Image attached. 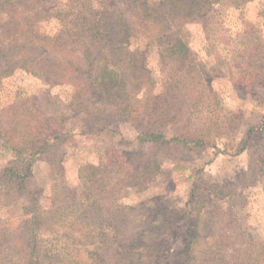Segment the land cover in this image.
<instances>
[{"label": "rangeland", "instance_id": "1", "mask_svg": "<svg viewBox=\"0 0 264 264\" xmlns=\"http://www.w3.org/2000/svg\"><path fill=\"white\" fill-rule=\"evenodd\" d=\"M205 20L183 24L184 36L194 54L195 70L185 75L181 85L173 73H161L156 49L146 51L142 43L136 46L147 56L145 67L150 74L153 103L154 97L163 92L167 97L163 105L175 106V113L170 115L177 118L167 135L207 134L211 137L210 144L206 148L189 146L190 151L170 150L167 154L144 150L146 157H160V166L148 188H124L120 194L106 189L104 198L112 215L91 222L93 229L97 227L107 235L109 246L119 250L124 231L123 220L117 213L121 204L140 209L133 213V218H126L131 222L130 229L135 225H155L161 215L167 214L166 220H171L178 230L163 241L169 253L162 257L168 260L183 247L180 229L184 222L178 213L187 205L195 175L210 233L196 238L194 264H201L207 252H210L208 264H264V162L261 165L257 162V157H262V145L256 140L246 152L228 155L238 150L248 128L257 125L264 113V0H221ZM41 29L54 34L62 28L48 22ZM71 96L70 85H51L22 69H16L1 81L0 168L18 155L4 148V141L15 148L22 146L18 156L25 159L31 153V143H37L38 148V136L51 138L57 130L63 135L54 145L58 150L53 147L50 152L57 153L35 156L32 178L23 196H0L1 231L5 232V241H12L0 247V264H34L38 252L45 264L83 263L81 257L88 256L92 247L89 242L79 244L81 238L69 230L76 222L79 194L83 193L80 185L85 182L83 166L98 165L105 148L112 144L120 152L117 156H123L128 166L136 168L142 157L137 150L136 124H117V133H103V137L80 135V120L70 106ZM83 123L91 124L86 118ZM59 152H64L62 173L53 171ZM113 171L111 165L108 172L112 178ZM89 192L91 197L98 194L95 190ZM32 196L43 212L45 227L42 232L37 230L35 248L30 250L31 242L24 252L19 243L21 229L27 225L22 209L31 208ZM191 210L188 206L187 212ZM174 216L176 219H172ZM10 231H17L14 242L11 236L7 237ZM97 262L89 260L88 264L103 263Z\"/></svg>", "mask_w": 264, "mask_h": 264}, {"label": "trees", "instance_id": "2", "mask_svg": "<svg viewBox=\"0 0 264 264\" xmlns=\"http://www.w3.org/2000/svg\"><path fill=\"white\" fill-rule=\"evenodd\" d=\"M220 2L221 0H65L60 3L58 0H0V86L4 77L16 69L25 70L51 85H70V106L75 108L76 119L80 120V135L103 137V133H117V124H136L134 130L137 150L142 154L136 168L124 164V157L117 156L120 152L113 144L105 148V161L101 158L96 166H83L85 182H80L83 193L79 194L81 200L76 222L69 229L81 238V241H77L79 244L89 242L92 247L88 256L81 257V264H88L89 260L96 263L100 260L102 264L195 263L196 238L202 233H210V223L202 211L204 199L198 191L199 179L196 180L195 175H192L195 181L191 185L187 205L178 213L184 222L180 229L183 232V247L168 260L162 257L169 253L163 241L173 232L178 233V230L171 220H166L167 214L161 215L155 225H135L130 229L131 222L126 221V218H133V213L140 209L121 204L117 213L123 220L121 224L124 231L119 250L113 245L109 246L107 235L97 227L93 229L95 226L91 221L103 220L102 216L112 215L104 198L106 189L109 193L112 190L113 193L120 194L124 188H148L152 176L160 166V157H146L144 150L167 154L170 150L187 148L190 151L189 146L206 148L210 144L211 137L207 134L172 132L170 136L167 135L172 121L177 118L176 115H170L175 113V106L163 105L167 101L163 92L154 97L156 103H153L152 83L145 67L147 56L136 44L142 43L146 51L156 49L162 65L161 73H173L181 85L185 75L195 70L194 54L184 36L183 24L207 22V14ZM48 22L56 23L62 29L54 34L42 31V24ZM175 102L177 103L176 100ZM85 118L91 123L88 126L83 123ZM62 135L57 130L51 138L38 136V148L36 149L37 143H31V153L25 159L18 156L22 146L16 145L15 148L11 142L2 141L4 148L18 155L14 161L0 168V196H23L28 190L29 179L32 178L35 156L38 155L39 158L57 153L50 152ZM256 140L262 145V157H257V162L261 165L264 162V113L257 125L248 128L238 150L228 152V155L246 152ZM54 150H58V146ZM63 155L64 152H59L54 159L57 166L53 171L57 173H62ZM111 165L115 170L112 173L114 178L108 172ZM101 173L104 176H100ZM87 184L90 186H86ZM94 190L98 194L91 197L89 191ZM112 196L115 198V195ZM188 206L192 207L189 213ZM22 213L27 225L21 229L22 239L19 243L20 248L27 252L30 245L33 244L30 250L35 248L37 230L38 233L42 232L45 222L39 205L37 208L35 196L31 198V208H23ZM174 218L176 219L175 216L172 219ZM15 233L7 232V237L11 236L13 242L18 238ZM66 234L72 236L67 231ZM4 235L0 224V247L12 242L5 241ZM40 255L42 254L38 252L34 264H45L39 258ZM209 256L210 252H207L201 264H208Z\"/></svg>", "mask_w": 264, "mask_h": 264}]
</instances>
